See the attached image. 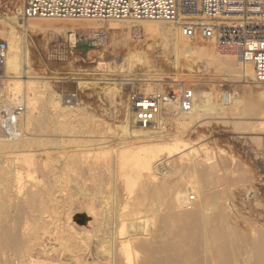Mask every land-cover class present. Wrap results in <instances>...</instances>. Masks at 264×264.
<instances>
[{"label": "rangeland", "instance_id": "374dc122", "mask_svg": "<svg viewBox=\"0 0 264 264\" xmlns=\"http://www.w3.org/2000/svg\"><path fill=\"white\" fill-rule=\"evenodd\" d=\"M21 1L22 0H0V20H4L6 17H13L15 19L17 11L21 7ZM16 20L17 18L15 21ZM29 22L33 23V28L26 34V47L29 61L28 77H32V84L30 86H34L31 87L32 90L29 89V92L27 91V95L30 98L35 97L38 99L31 113H27L28 108L26 107V114H28V116L25 114L22 137L28 139V145L26 143L27 149L25 148L22 150L21 152L23 153L0 150V173L2 170H4L3 172L5 173L11 170V172H13L16 168L18 169L17 171H21L22 173L20 186L16 188L13 186L12 190L9 188V185H13H11V183L14 180L12 181L11 179L10 181V178L13 176H7V173L5 174L3 172L2 175L1 173L0 198L1 196L3 197L5 193H12L11 195L14 198H12V203H16L13 204L14 207L10 208V210L12 209L10 212L15 213L17 206L21 205L22 207L25 205L23 208H25L26 214L24 213L22 216L25 215L24 217H29H26V219L22 217L24 219L22 223V234L26 242V249L23 255L27 254V252L29 254L25 255L26 257H20V260L22 258V261H24L20 262L18 261L19 258L15 255L16 253L9 251L10 258H14V255L16 257L14 258L16 259L15 262L14 260H9L11 264L12 262L13 264H28L31 259L35 260L38 264H111L109 258L115 259L118 261V264L125 259L121 241H117L115 247H112L109 243L107 244L108 246L104 245L105 249L109 251L106 253V256H109V258H105V256L102 257V255L101 258H99L97 255L99 252H96L100 250L99 247L96 246L98 245L97 242L99 238H95L93 242H91L92 245L90 243L87 246L84 240H80L79 236H75L76 232L74 229L79 233L84 230H89L92 235H101L100 237H102L103 234L101 231L105 226L104 223L106 224V221H110L113 215L121 214L118 212L124 209L121 207H125V205L123 206L127 200V196L124 193L125 191L122 189L121 194L117 191L119 184L123 181L121 175L123 171H121L122 169L119 167L117 160L115 162V159L120 152L124 151L123 148H121L123 145H120L121 139L123 138L120 137L122 136L120 135L122 134L121 126L125 125L126 120L130 121V125H132L131 115L127 106V97L128 93L133 89L151 93L154 91L170 90L183 84H187V87L193 85L196 90L197 105L200 104L201 97L204 93L207 92L206 94H212V106L214 108L210 109L214 111L210 110L207 112V110L201 108L203 109L201 113L203 112L204 115L202 114V116H200L199 114V118L196 119L194 117L195 119H187L186 121L182 120L180 118L181 116H165L164 127H161L159 130L152 129L151 131L155 133L142 134L140 139L148 141L151 137L164 138V147L166 149L159 152L160 155L157 156L158 158L156 157L157 159L154 160L153 165H160L162 167V173H165L166 180L171 181L175 179L173 182L179 184L177 181L179 180L182 184L183 179H185L183 182L184 184L191 183L193 186L196 185V187L202 185L203 189L200 187H198L199 189L197 188L198 192L200 190V194H203L202 190H204L205 187L210 188L211 186L209 185H212L211 189L218 194L213 197L215 199L217 197L218 202L215 199L216 202L213 200V205H211L213 208L210 206L211 211L215 209L214 211L219 213L220 209L223 211V207L226 208L230 206L226 208V210L228 209V211H225L227 214H220V211L219 215L225 216L224 214H226L228 218L233 215L236 223H234L235 221L231 222L230 219L228 223L231 222L229 224H235V229L240 225V228H238L239 233L243 231L244 228L247 234L251 227L256 229H262V227H264V84H257L254 81L253 70H250L248 75H244L240 69L234 68L238 59L234 56H228L231 58L229 62L225 60L224 62L223 60H215L217 56L220 58L221 55H218L213 46L206 42H203V46L207 48V51H209L213 58L210 55L208 56L206 50L197 52L192 49H187L182 45L179 39L178 30L174 28V25L169 23L165 24L161 22V25L160 22H156L160 26L164 25L163 27H171L173 39L153 38L146 35L143 24L146 22L155 23L152 21L136 23L127 21H108L100 22L101 24L99 21H94L95 23L97 22V24H103L100 28L104 27L110 33L106 43L98 44L91 41L89 38V33L97 29L82 28L83 24L88 22L86 20H29ZM129 24H132L131 27H127ZM68 27L76 29L71 32L66 30ZM110 28H114V31L109 30ZM3 31V26L0 23V40L5 41L9 47L8 37H6ZM128 34H131L133 39L126 42L125 38ZM194 42L202 43V41ZM203 66L208 68L207 72L205 70L203 71ZM34 77L35 79H33ZM6 80L7 85L11 83L10 79L6 78ZM25 80L27 79L23 78V81ZM225 90L234 91V99H236L235 102L237 101L235 104L232 103L227 106L221 104L219 96ZM21 95H23V93H21ZM60 99L65 102V106L74 107L69 111L70 113L68 116L71 124L67 122L68 119H64L61 116L59 117V112L48 103L58 102ZM62 119H64L65 122L63 121L62 123ZM26 120H28L27 123ZM59 122L60 124H57ZM59 129L64 130L60 132ZM72 133L73 135H71ZM76 139L80 140L81 144ZM82 139L86 140L82 141ZM101 139L104 140V142ZM134 148L135 146H133V149ZM99 150L101 151L99 152ZM111 151L113 152L111 153ZM101 152L104 154V156L101 154L103 158L102 156L99 159L96 158L99 157L98 155ZM76 153L78 154L76 155ZM94 153H96V155ZM93 157L95 159H93ZM70 158L71 160L74 159L73 162L70 161ZM91 158L94 161H92ZM96 159L99 160V163ZM75 161L78 162L75 163ZM100 161H102V163ZM108 161L111 162L108 163ZM76 164L79 166V170H77L78 166ZM80 164L82 166H80ZM91 164L92 166H90ZM196 164H201L202 166L200 165L199 167L198 165L197 167ZM186 165H188L187 167L189 168H186ZM13 166L15 167L14 169L12 168ZM93 166L95 169L97 167L96 170L94 169V172ZM110 166L113 169L110 168ZM194 166H196L197 169L195 168V170L198 172L202 170L201 167L203 170L207 169V172L209 169L211 175L206 173L209 178L207 179L206 177L207 180H205V176H201L204 174L203 172L198 173L195 170V172L193 171ZM81 167H84V170ZM99 169L100 172H98ZM35 171L37 173H35ZM59 173L61 174V178ZM103 173L105 175L104 177ZM109 173H111V177L108 176ZM100 174L103 179L99 177ZM192 174L195 175L193 176ZM198 176L202 177L205 181ZM213 176H215L216 179ZM56 178H58V181H56ZM93 178L95 180H93ZM187 178L189 179L187 180ZM209 179L219 185H213V183L207 185ZM77 181L78 183H76ZM79 181L84 185L87 183L86 186L80 185L82 183ZM104 181L107 182L103 183ZM151 181L150 178H144L143 182L146 183L143 184H147L148 182L149 187ZM159 181L156 182L159 183ZM202 181H204L203 184ZM108 182L109 184H107ZM156 182L153 181L152 184L156 185ZM2 184L4 185L3 187ZM101 184L104 187L101 186ZM186 184L185 186L187 188L191 185L187 184V186ZM48 187H50V189ZM84 187H89L88 189L91 190L82 193L81 190ZM96 187H98L97 189L99 190L100 188L102 189L97 192ZM109 187H112V189ZM122 187L123 186H121V188ZM5 188L7 190H5ZM18 188L20 190H18ZM208 188H206V190L209 192L211 189ZM61 189L65 190L61 192ZM104 189L106 191H104ZM17 190L22 192L19 193L21 195L18 194ZM206 190H204V192ZM212 190L209 192L210 195L206 191L204 196H211V194L215 195ZM29 191H32V193ZM101 191H103L104 195ZM100 192L101 194H99ZM186 192L188 191L186 190ZM190 194V196L193 197H191V199L195 202L196 192H191ZM200 194L197 195L196 200H200ZM221 194L223 196L225 195V200L222 198ZM36 195H38L37 198ZM30 196L35 200V203H39L43 200L44 204L42 205H44V208L42 209V205H40L43 202L39 204L36 203L35 205L33 199L28 198ZM198 196H200L199 199ZM82 197H88L89 199L97 201L96 208L97 211L99 210L98 224L95 223V218L89 215L85 208L80 209V204L83 201ZM218 197L222 198V200L220 198L218 200ZM39 198L41 199L40 201ZM103 198L107 199V201L108 198H112L110 199V202H112L106 204L107 202ZM25 199L32 200L30 205ZM123 200L125 201L123 202ZM196 202L199 203V201ZM32 203H34V206ZM102 204L106 206L112 204V206H109V208L103 205L102 207ZM33 207H36V209L34 210ZM72 208L73 213L71 211ZM110 209L113 210L109 211ZM116 209L119 211L117 212ZM241 209L242 212L240 211ZM27 210H30V212L28 213ZM36 210H40V213ZM236 210L239 211L237 212ZM55 211H61L58 212V214L61 213V217ZM69 212H71L70 220L68 218ZM35 213H38V215L36 214L35 216ZM48 214L51 215L48 216ZM41 215L43 218H40ZM245 215L246 217H244ZM50 216H52L53 219L50 218ZM48 217L50 219H48ZM5 218H7V223L11 225L12 221L8 214ZM51 219L53 221H51ZM46 220L49 221V223L45 222ZM30 223H32V225ZM37 223L39 225L38 227L43 224L42 230L40 229L41 227L39 230L37 229ZM242 223L244 226L241 225ZM31 227L33 229H31ZM65 229H67L66 232ZM45 232H49L51 236ZM245 232L241 233L245 234ZM37 233L40 239H42H39V242V237L36 236ZM248 233H250V230ZM56 239L58 240L57 242ZM59 241L60 243H58ZM94 243L97 244L95 245ZM31 246V250L28 249ZM109 247L112 248V251ZM116 253L118 254L116 255ZM5 255L8 256L7 253ZM5 255L1 254L0 256ZM107 259H109V262L106 261ZM1 260L5 261V258L2 257Z\"/></svg>", "mask_w": 264, "mask_h": 264}, {"label": "bare ground", "instance_id": "6f19581e", "mask_svg": "<svg viewBox=\"0 0 264 264\" xmlns=\"http://www.w3.org/2000/svg\"><path fill=\"white\" fill-rule=\"evenodd\" d=\"M15 19H16V17H15ZM15 19L13 17H10V18L6 17V18H4V20H0V23L4 29L3 32L6 34V37H8L7 40L9 43L8 56H7V60H6V76L5 77L7 79L11 80V83L7 85L9 93L11 95H13L14 98H18L19 96H22L23 100L26 102V105H27L26 107L28 108L27 113L28 112L31 113L33 108H35V103H36V100L38 98H35V97L30 98L27 95V91L29 92V89L32 90L31 87H33L34 85L30 86L32 84L31 83L32 77H28V71H29V69H28L29 63L28 62L29 61H28V51H27V47H26V42H27L26 41V34L33 28V23H31L29 21H25V22L17 21V20L15 21ZM67 21H77V20H67ZM86 21H88V22L83 24V27H82L83 29H90V28L99 29L103 25V24L100 25L102 22L101 23L99 22L100 24H97V22L95 23L94 20H86ZM152 22L156 23V22H160V21H152ZM155 23L146 22L145 24H143L144 25L143 28H144L146 35L153 37V38L173 39V33L171 31V27H168V26L163 27L164 25L160 26L157 23L156 24ZM163 23L167 24V22H163ZM160 24H161V22H160ZM131 25L129 24L127 27H131ZM174 28L176 30H178L176 27H174ZM75 29L76 28H73V27H70V28L68 27V29L66 28V30H69L71 32H73V30L75 31ZM109 30L114 31V28L113 29L110 28ZM178 35H179V39H180L182 45H184L187 49H190V50L192 49V50L197 51V52H200V51L203 52V50L207 51V48H205V46H203V44L205 42L199 43V42H194V41H199V40H189V39L183 37L182 34L179 32V30H178ZM132 39H133V37L131 36V34H128L127 37L125 38V41L128 42ZM192 43H194V44H192ZM207 54H208V56L210 55L209 51H207ZM215 60H217V61L223 60V62L225 60L226 62H229L231 60V58L228 56H220V58H218V56H217V59L215 58ZM234 68L240 69L244 73V75H248L250 70L251 71L253 70V72H254L253 65L251 63L244 62L241 59H237V62L235 64ZM250 68H252V69H250ZM204 70L207 72L208 68L205 66L203 71ZM23 78H26L27 80L23 81ZM33 79H35V77ZM253 79L255 81L254 73H253ZM21 93H23V95H21ZM206 93H204L202 95V97L199 96V97H201V100H200L201 102L199 101L200 104L198 103L199 105H197L194 112H192L186 116H181L180 118L182 120L186 121L187 119L191 120L192 118L197 119V118H199V114H200V116H202L203 112L201 113V111H203V109L207 110V112H208L211 110L210 108H214L212 106V100H213L212 94L211 93L206 94ZM235 100L236 99H234L232 101L233 104H235L237 102V101L235 102ZM48 103L51 104L52 107L57 112H59V117L61 116L64 119L69 118L68 117L69 113H70L69 111L72 110V108H74L72 106H65L64 105L65 102H63V100H61V99L58 102H52V103L48 102ZM221 104L224 105L223 103H221ZM201 108H203V109H201ZM211 111H214V110L212 109ZM26 116H28V114H26ZM70 117H71V115H70ZM64 119H62V123H63V121L65 122ZM59 120H61V119H59ZM27 121L28 120H26V123H27ZM56 122H55V124H56ZM67 122L70 123L69 119ZM57 124H60V122ZM66 124H68V123H66ZM65 126H67V125H65ZM54 129H55V127H54ZM59 130L61 132L64 129H59ZM151 130L152 129H148L147 131H145L144 129H141L139 127L134 126L133 124L130 125V121H127V120L125 121V125L121 126V133L122 134H120V135H122V136H120V137H123V138L121 139L120 145L121 146L123 145L121 148H123L124 151L120 152L117 155L116 159L114 157H112V158L115 159V162L117 160L119 167H121V169H122L121 171H123V172H121L123 181H121V183L119 184L117 191H119V193L121 194V190L123 189L125 191L124 193L127 196V198H126L127 200L126 201L123 200V202L125 201V204H123V206L125 205V207H121V208H124L123 209L124 211L122 210L121 212H118L119 210L117 211V209H116V211L118 213H121V214L117 213L118 215H116L114 212L115 215H113V217L111 215L112 219L110 221H106V224L104 223L105 226L103 227V229L101 228L102 229L101 232L103 234L102 237H100L101 235L100 236L99 235H97V236L92 235L89 232V230H87V231L84 230L83 232L79 233L74 229V231L76 232L75 236L76 237L79 236L80 240H84L86 242L87 246L91 242H93V240L95 238H99V240L97 242L98 245H96L97 243L96 244L94 243L100 249L99 251H96V252H99V253H97L99 258H101V255H102V257L105 256V258L106 257L109 258V256H106V253L109 251H108V249H105L104 245H107L109 243L112 247H115L117 245L116 242L121 241L123 244L121 246H123L125 259L121 263H118V264H264V227H262V229L259 227H258L259 229H256L254 227H251V228L249 227L250 233H248L249 230L247 229L248 230L247 234L244 231L245 228L241 227V228H244V230L240 231V233H239L238 228H240V225L239 226L237 225L238 227H237V229H235V226H236L235 224H233V223H232L233 225L229 224V223L234 222V221H235L234 223H236V220L234 219L235 217L233 218V215L231 217L234 220L231 217L228 218V216L226 215L227 212H225V211H228V209L226 210V208H229L230 206H228L226 203L225 204L228 206L226 208L221 205L223 207V211H224L223 212V211H221L222 209H220L221 213L219 210L216 209L217 211H219L220 214L226 213V214H224L226 217L223 215H219L218 212L214 211L215 209L213 210L214 212L211 211V207H212L211 205H213L212 202L215 199L213 196H216V194H217V192H213V190L211 189L212 185H209L210 183H213V185L217 184V183H214V181L212 182V180H211L212 178L209 179L208 184L206 183L207 185H209L211 187L210 188H208V187L204 188V190H206V188L211 189L212 192L215 193V195L211 194V196H209L210 195L209 192H211V190L209 192L206 190L207 193L209 194L208 196H204L205 195L204 193L206 192V191L204 192V190H202L203 194H200V190L198 192L197 188L200 187L201 189H203L202 185L196 187V185L193 186L191 183H187V184L192 185V186L190 185V187H189L185 183L188 186V188H187L185 186V184L183 183L185 179H183L182 184L179 182V180H177L179 184H177L176 182H173V180H175V179H173L171 181L166 180L165 179L166 178L165 173H162L163 172L162 167L160 165H157V166H155V164L153 165L154 160L158 158L157 157L158 155H160L159 152L166 149L164 147L165 139L164 138H157V137H151L150 140H148V141H144V140L140 139L141 138L140 136H142V134L155 133V132H152ZM153 130H156V129H153ZM67 134H68V132H67ZM71 135H73V133ZM20 137H16L15 139H6V138L0 137V150H8V151H11L14 153H18V152L23 153L21 151L26 148V143H27L28 139H25L24 137H22V138H20ZM63 138H65V137H63ZM118 138H119V135H118ZM73 139H74V137H73ZM85 140L82 139V141H85ZM77 141L80 142V140H77ZM98 141H99V139H98ZM102 141L104 142V140H102ZM70 142H71V140H70ZM75 144H76V142H75ZM80 144H81V142H80ZM27 145H28V143H27ZM71 145H72V143H71ZM133 146H135L134 149H133ZM81 148H83V147H81ZM100 151L101 150H99V152ZM102 152L99 153V155H98L99 157H96V158L99 159L102 155L104 156V154H102ZM112 152L113 151H111V153ZM96 153H94V154L96 155ZM77 154L78 153H76V155ZM79 156H80V154H79ZM88 156H89V154H88ZM103 156H102V158H103ZM75 157H77V156H75ZM93 159H95V158L93 157ZM93 159H92V161H94ZM98 159H96L97 162L99 161ZM73 160H71V158H70V161L73 162ZM88 160H89V158H88ZM202 160H203V158H202ZM76 162H78V161H75V163ZM100 162L102 163V161H100ZM110 162L108 161V163H110ZM29 165H31V164H29ZM191 165H193V164H191ZM198 165L200 167L201 164H198ZM198 165H197V167H198ZM14 166H16V165H14ZM14 166L12 167L13 169L15 168ZM80 166H82V165L80 164ZM90 166H92V164ZM90 166H88V167H90ZM98 166H99V164H98ZM103 166H106V165H103ZM187 166L188 165H186V168H189ZM203 167H205V166H203ZM77 168H78L77 170H79V166ZM110 168H112V167L110 166ZM193 168H194L193 169V171H194L196 166H194ZM75 169H74V171H75ZM82 169L84 170V167ZM94 169H95V167L93 168V172L97 169V167L95 170ZM198 169H200V168H198ZM201 169L203 170L202 167H201ZM17 170L18 169L16 168V170H13V172H11L12 170L9 171L8 173L6 172L7 176H10V175L13 176L10 178V181H11V179H12V181L14 180L11 183V185L12 184L13 185L12 186L9 185V188H11V190H12L13 186H14V188H16V187H19L21 184L22 173H21V171H17ZM107 170H108V168H107ZM202 170H200V172H198L197 170H195V171H197L198 173L203 172L205 175L203 174L201 176H203V177L205 176L204 178H205V180H207L209 177H207L208 175H206V173H209L210 170L208 169V172H207V169H205L203 171ZM3 171L4 170H2L1 173ZM81 172H82V170H81ZM98 172H100V169L98 170ZM102 172H104V171H102ZM214 172H215V170H214ZM1 173H0V175H1ZM3 173H5V172H3ZM3 173H2V175H3ZM35 173H37V172L35 171ZM78 173H79V171H78ZM114 173H116V172H114ZM41 174H43V173H41ZM106 174H108V173H106ZM110 174L111 173H109V175H108L109 177H111ZM112 174H113V172H112ZM96 175H98V174H96ZM178 175H179V173H178ZM183 175L185 176V173ZM192 175L194 176L195 174H192ZM209 175H211V174L209 173ZM31 176H33V175H31ZM59 176L61 178V174ZM104 176L105 175L103 173V177ZM112 176H114V175H112ZM184 176H182V177H184ZM215 176H213V177H215ZM0 177H2V176H0ZM84 177H85V175H84ZM99 177H101V174ZM106 177H107V175H106ZM109 177H107V178L109 179ZM206 177H207V179H206ZM58 178H56V181H58ZM101 178H99V179H101ZM144 178L145 179L150 178L152 180L149 187H148V184H149L148 182L150 180L147 182V184H143V183H146V182H143ZM162 178H164V179H162ZM185 178H186V176H185ZM199 178H202V177H199ZM160 179H162V180H160ZM188 179L189 178H187V180ZM215 179H216V177H215ZM93 180H95V179L93 178ZM50 181H52V180H50ZM98 181H97V183H98ZM153 181H155V182L159 181V183L156 182L157 184L155 183L156 185H154V184H152ZM204 181H202V184L204 183ZM79 182H81V181H79ZM106 182L107 181H104L103 183H106ZM112 182H113V180H112ZM223 182H225V181H223ZM76 183H78V181ZM86 184L84 185L82 183L80 185L86 186ZM107 184H109V182ZM44 185H46V184H44ZM218 185L219 184H217V186ZM3 186L4 185L2 184V187ZM6 186H8V185H6ZM101 186H103V185L101 184ZM121 186H123V187L121 188ZM203 186H205V185H203ZM81 187H83V186H81ZM48 188L50 189V187H48ZM88 188L87 187L82 188L81 192L85 193V192L90 191L91 189L89 190ZM97 188L98 187H96V189ZM109 188L112 189V187H109ZM101 189L102 188H100V190ZM213 189H214V187H213ZM5 190H7V189L5 188ZM11 190H9V191H11ZM18 190H20V189L18 188ZM22 190H23V188H22ZM64 190L65 189H61L60 191L63 192ZM98 190L99 189H97V192L100 191V190L99 191ZM186 190L188 192H186ZM228 190H229V188H228ZM52 191L55 192L54 190H52ZM104 191H106V190L104 189ZM20 192L18 191V194ZM29 192L32 193V191H29ZM101 192L104 195L103 191H101ZM101 192L99 194H101ZM191 192H196L197 195H199V194L201 195V198H200V196H198V199L200 198V200H196L197 195L195 194L196 195V199L194 198L195 202L199 201V203L196 202L197 203L196 204L194 202V200L191 199V197H192V196H190ZM11 194L12 193H10V194L5 193V195L3 194L4 196L3 197L1 196V198H0V200H1L0 201V255L1 254L5 255L6 253L8 254V256H6V255L0 256V260L2 259V257L5 258V261L1 260V262H0L1 264H11V262L9 260H14V262H15L16 261V259H14V258H16L15 255L19 258L18 261L24 262V261H22V258L20 260V257L29 254L27 252V254L23 255L24 251L26 249V242L23 239V234H22V225H23L22 223L24 220L22 217L25 216V215L24 216H22V215L25 213V210H24L25 208H23V207H25V205L22 207H21V205L17 206L15 213L10 212L12 210V209L10 210V208L14 207L13 204L16 203V202L12 203L13 197ZM19 195H21V194H19ZM23 195H25V194H23ZM202 195H203V198H202ZM37 196L38 195H36V198H37ZM16 197H18V196H16ZM220 197H218V200ZM28 198H32V197L30 196ZM82 198H83V201L80 204V209L85 208L87 210V213L95 218V223L98 224V222H99V219H98L99 218V215H98L99 212L98 211L99 210L97 211V208H96L97 201H94L93 199H89L88 197H82ZM112 198H108V201L105 198H103V199H105L107 202V203L106 202L105 203L108 204V203L112 202V201L110 202V199H112ZM222 198L224 199L225 195L224 196L222 195ZM222 198H220V199L222 200ZM226 198H227V195H226ZM15 200H17V199H15ZM40 200L41 199L39 198V201ZM60 200H61V198H60ZM190 200H192V201H190ZM215 200L217 201V197ZM26 201H27V203H29V205L32 202V200L30 201V199L26 200ZM33 201L35 203L34 199H33ZM40 202H43V200ZM23 203H24V201H23ZM34 203H32V205ZM36 203L39 204L38 202H36ZM36 203H35V205H36ZM114 203H113V205H114ZM42 204H44V202L41 203L40 205H42ZM216 204H218V203H216ZM40 205H38V206H40ZM103 205L106 206L105 204H102V207H103ZM43 206L44 205H42V209L44 208ZM107 206L111 207L112 204L111 205L109 204ZM219 207H220V205H219ZM236 208H234V209H236ZM27 209H28V207H27ZM33 209L35 210L36 207L35 208L33 207ZM42 209H41V211H42ZM66 209H67V207H66ZM111 210H113V209H110L109 211H111ZM114 210H115V207H114ZM36 211H38V210H36ZM39 211H38V213H40ZM69 211H70V206H69ZM71 211L73 213V208ZM240 211L242 212V209ZM29 212H30V210L28 211V213ZM58 212H61V211H58ZM58 212H56V213L58 214ZM11 213H12V215H11ZM28 213H27V215H28ZM38 213H35V216H36V214L38 215ZM70 213L71 212H69V217H68L69 220L71 218ZM7 214L10 217V220L12 221L11 225H9L10 223L8 224L7 223L8 221H6L7 218H5V216L7 217ZM60 214H58V215H60ZM49 215H51V214H48V216ZM106 215L108 216L109 214H106ZM26 217H28V216H26ZM26 217H24V218L26 219ZM41 217H42V215L40 216V218ZM60 217H61V215H60ZM244 217H246V215ZM50 218H52V216H50ZM50 218L48 217V219H50ZM52 219H51V221H53ZM229 219L231 220V222L228 223ZM244 219H246V218H244ZM41 220H43V219H41ZM54 220H56V219H54ZM238 220H239V218H238ZM248 221H250V220H248ZM45 222L49 223V221H47V220ZM68 223H69V221H68ZM25 224H28V223H25ZM30 224L32 225V223H30ZM34 225H36V224H34ZM42 225L40 226L41 227L40 228V227H38L39 225L37 223L36 226L38 228L37 227L36 228L38 230H39V228L42 230V227H43ZM44 225H45V223H44ZM230 225H232V226H230ZM241 225L244 226L243 223ZM249 226H251V225H249ZM260 227H261V225H260ZM252 228H254V229H252ZM25 229H27V228H25ZM25 229H23V230H25ZM31 229H33V228L31 227ZM37 229H35V230H37ZM29 230H30V228H29ZM66 230L67 229H65V232H66ZM38 232L42 233L40 231H38ZM49 232H51V231H49ZM49 232L48 233L45 232V233L50 235ZM241 232L242 233L245 232V234H242ZM27 234H29V233H27ZM27 234H26V236H27ZM36 236H38V233ZM29 237H31V236H29ZM79 237H78V239H79ZM31 238H33V237H31ZM39 239H40V237L38 238V242H39ZM57 239H59V238H57ZM57 239H56V242L58 241ZM40 240H42V239H40ZM47 240H48V238H47ZM33 241H30V242L34 243ZM36 241H37V239H36ZM43 241H42V243H43ZM58 243H60V241ZM91 245H92V243H91ZM32 246H33V244H32ZM32 246L29 247L28 249L32 248ZM71 248H72V246H71ZM73 249H75V248H73ZM109 249L111 250L112 248L109 247ZM9 251L10 252L13 251L16 253L15 255L13 254L14 258H10L11 256L9 255L10 254ZM113 252H115V251H113ZM116 252H117V250H116ZM111 254H112V252H111ZM117 254L118 253H116V255ZM110 257H111V255H110ZM109 259H110L111 264H117V262H118L113 258H109ZM109 259H107L106 261L109 262L108 261ZM12 264H13V262H12ZM28 264H38V263H36L35 260L31 259Z\"/></svg>", "mask_w": 264, "mask_h": 264}, {"label": "built area", "instance_id": "2783aa9c", "mask_svg": "<svg viewBox=\"0 0 264 264\" xmlns=\"http://www.w3.org/2000/svg\"><path fill=\"white\" fill-rule=\"evenodd\" d=\"M29 20L160 21L174 25L183 37L209 43L221 56L251 63L255 82L264 84V0H22L16 15ZM102 27L89 33L91 41L106 43ZM8 44L0 40V137H22L26 102L14 98L6 84ZM233 90L220 102L230 105ZM127 106L131 123L144 130L164 127L165 116H186L197 107L195 86L145 93L133 89ZM20 137V138H21Z\"/></svg>", "mask_w": 264, "mask_h": 264}]
</instances>
